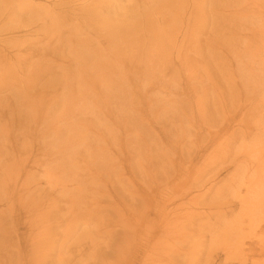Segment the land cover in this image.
<instances>
[{
  "label": "bare ground",
  "instance_id": "1",
  "mask_svg": "<svg viewBox=\"0 0 264 264\" xmlns=\"http://www.w3.org/2000/svg\"><path fill=\"white\" fill-rule=\"evenodd\" d=\"M126 1L128 7L120 12H116L119 4L108 1L95 6L97 32L93 28L80 31L71 26L34 43H21L23 52L16 51L12 59L14 70L26 74L23 79L13 77L8 67L0 69V94L10 92L0 99V122L4 124L0 126V259L12 261L22 251L21 241L32 254L48 246L46 240L33 241L29 236L19 235V225L26 226L30 233L37 224L33 222L42 220L48 235L60 226V217L55 216L61 206L55 196L62 197L65 188L63 137L69 132L68 141L76 142L74 131L78 122L64 120L68 99H61L64 96L61 90L68 86L61 85V90L51 88L52 100L43 105L36 90L40 82L43 81L42 89L49 87V83H61L60 78H78V90L70 87L68 98H74L70 107L79 111L81 100L85 105L88 102L86 110L93 113L98 110L100 93L108 100L117 81L126 82L127 64L145 63L143 72L140 70L135 77L166 75V71L153 68V63L162 57L181 62L184 75L190 72L187 65L193 0H184L179 7L175 0ZM22 2L9 0L0 11V32L17 29L14 17L20 18ZM33 13L39 16L36 11L30 12L29 26L41 21L39 28L44 29V18H36ZM50 14L45 12L46 17ZM118 15L129 21L117 22ZM136 18L142 20V30L133 22ZM141 31L147 36V45L142 35L138 36L142 40L135 35ZM249 47L240 50L238 46L233 50L239 80L226 84L225 92L216 93L222 118H202L201 125L187 127L183 124L189 118L180 119L178 126L171 129L172 136L180 137L172 142L180 159L160 154V163L155 162L158 179L145 185V194L132 191L131 195L141 198L143 208L131 210L126 227L130 250L124 257H111L113 264H148L156 239L155 245L168 244L172 250L170 264H264V49ZM32 52H38L47 63L26 64L27 55ZM6 59L5 56L0 60V66L8 65L11 60ZM58 60L62 62L60 65L55 64ZM82 78L84 84L79 82ZM209 82L215 89L216 83ZM83 86L84 93L80 91ZM96 87L99 93L94 90ZM239 88L244 92L238 93ZM20 98L23 100L16 104ZM221 135L226 136L223 142L219 141ZM247 138L252 143L242 145L240 155H231L230 150L218 151ZM39 168H43L49 190L41 189L35 179ZM47 202L54 206L44 210L48 208ZM144 221H148L146 227L152 235L140 227L144 236L135 239L137 224ZM63 259L56 256L52 263L62 264ZM220 259L223 260L219 262Z\"/></svg>",
  "mask_w": 264,
  "mask_h": 264
},
{
  "label": "rangeland",
  "instance_id": "2",
  "mask_svg": "<svg viewBox=\"0 0 264 264\" xmlns=\"http://www.w3.org/2000/svg\"><path fill=\"white\" fill-rule=\"evenodd\" d=\"M21 1L23 11L20 18L14 17L17 29L0 32V60L3 61L5 56L6 60H11L8 61V65H1L0 69L7 67L12 69L13 77L19 80L26 74L14 70L15 60L12 58L16 51L23 52L24 47H19L21 43H34L36 39H42L61 28L67 29L71 26L80 31L93 28L97 32L95 28L98 25L94 13L96 5L106 1L119 4L116 12L128 7L126 0ZM183 1L174 2L179 7ZM7 2L9 0H0V11ZM191 8L193 18L190 23L191 41L187 65L189 74L184 75L181 62L175 59L168 61L162 56V60L153 63V68L157 71H166L164 76L142 74L135 77L140 70L143 72L145 63L127 64L126 82L118 80L108 100L100 93L98 110L93 113L86 110L88 102L85 105V102L80 103L81 100L78 102L79 111L70 107V102L74 99L68 98L70 87L75 88V92L78 90L76 81L78 78L66 80L60 78L61 83H49L51 84L49 87L42 89L43 81L37 85L36 90L39 91L37 95L43 105L52 100L51 88L59 87L61 90V85H67L66 90H61L64 92L61 99L63 101L68 99L64 120L65 123L70 119L78 122L74 131L76 142L68 141L69 132L63 137V142L66 143L62 159L65 163L63 170L65 188L62 197L57 194L55 196L60 200L61 207L57 217L55 216L60 217V226L56 227V219H53L52 224L58 229L50 231L48 235L42 220L33 222L37 224L30 233L27 232L26 226L19 225V235L29 236L33 241L46 240L48 246L40 253L32 254L28 248L24 249L25 242L21 241L19 245L22 251L19 255H15L12 261L0 259V264L21 262L40 264L41 261L54 264L52 262L56 256H63L62 264H113L110 261L111 257L119 255L124 257L129 253L130 235L126 231L128 218L131 210L139 211L143 208L141 198L131 195L132 191H143L145 194V185L153 184V181L158 179L159 170L156 169L155 162L160 163V154L173 160L180 159V154L172 143L180 137L176 134L172 136L171 129L177 127L182 118H189V122L186 119L183 124L186 127L201 125L202 118L213 117L220 120L222 113L216 93L225 92L226 84L239 80L233 50L238 46L241 47L240 50L246 46H250L251 49H264V0H193ZM32 11L38 12L39 16L33 13L36 18H44V29L39 28L41 21L29 26L28 17ZM45 12H50V16L46 17ZM138 19H134L133 22L142 30L143 22ZM126 21L129 20L118 15L117 22ZM33 30L36 32H32ZM135 35L137 37L142 35L147 45V36L143 31ZM138 38L142 40L141 37ZM27 57L26 64L47 63L41 59L38 52H32ZM61 63L60 60L55 62L56 65ZM211 80L216 83L215 89L209 82ZM79 82L84 84L85 81L82 78ZM36 90L31 92L35 93ZM85 90V86L80 88L83 93ZM94 90L96 93L100 92L98 87ZM80 91V96H84ZM236 91L244 92L240 88ZM9 94L10 92L0 94V99ZM21 100L23 98L16 104ZM1 125L4 124L0 122ZM225 137L221 135L219 141L223 142ZM50 140L51 138L46 142L49 143ZM251 143L252 140L247 138L241 143L240 141L233 143L218 151L230 150L231 155H240L242 145L250 146ZM222 167L224 166L219 168ZM44 176L43 168H39L35 179L41 185V189L49 190ZM47 203L48 208L44 210L54 206L51 202ZM234 213H237V210ZM20 216L22 217V214ZM147 222L137 224L138 232L135 239L144 236L140 227L147 230ZM7 223L12 225L11 221ZM156 241L157 239L152 244L154 250L151 249L152 253H149L147 263L170 264L172 250L168 244L155 245ZM60 245L62 249L59 248ZM110 247L114 248L108 251ZM73 257L75 261L71 262ZM94 257L100 260L92 261Z\"/></svg>",
  "mask_w": 264,
  "mask_h": 264
}]
</instances>
